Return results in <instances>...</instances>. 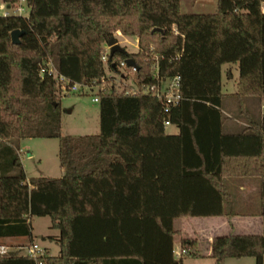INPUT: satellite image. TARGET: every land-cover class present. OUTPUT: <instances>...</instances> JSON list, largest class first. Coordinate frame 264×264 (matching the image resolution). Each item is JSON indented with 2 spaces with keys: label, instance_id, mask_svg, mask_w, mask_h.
I'll return each instance as SVG.
<instances>
[{
  "label": "trees",
  "instance_id": "1",
  "mask_svg": "<svg viewBox=\"0 0 264 264\" xmlns=\"http://www.w3.org/2000/svg\"><path fill=\"white\" fill-rule=\"evenodd\" d=\"M13 4L15 0H4ZM27 18L0 16V237H31L33 216H48L58 253L19 252L0 264H183L173 253L174 220L231 214L225 177L260 180V234L212 239L213 264L254 257L264 264V0H216L213 14H182L180 0H28ZM23 31L19 44L10 34ZM157 30V31H154ZM137 38L136 53L101 60L115 32ZM179 77L181 99L167 113L152 93L116 91L106 70L131 72V85ZM50 63L53 73L47 69ZM238 64L237 112H223L221 66ZM99 87L98 134H61L58 82ZM245 125L225 132L227 121ZM179 128L168 134L164 120ZM26 138H57L59 178L26 175ZM107 220V238L102 223ZM197 241L180 247L196 256ZM181 249V250H182Z\"/></svg>",
  "mask_w": 264,
  "mask_h": 264
},
{
  "label": "rangeland",
  "instance_id": "2",
  "mask_svg": "<svg viewBox=\"0 0 264 264\" xmlns=\"http://www.w3.org/2000/svg\"><path fill=\"white\" fill-rule=\"evenodd\" d=\"M3 1V0H0ZM180 9L182 14H213L216 11V0H180ZM113 37L117 44L121 46L128 54L136 53L138 50L137 38H128L121 35L120 32H115ZM105 47V46H104ZM103 47V51L104 50ZM229 68V73L232 74V79H228L225 75V69ZM125 71L124 77L121 72ZM223 82H229V90L235 91L234 84L239 77V68L237 64L230 63L223 66ZM228 76V75H227ZM107 79L112 78L116 91H122L125 86H131V73L122 69L119 72L106 70ZM101 86V85H100ZM99 90L98 85L91 87H81L77 92L68 93L66 95L57 94L60 100V118H61V134L66 136H79L98 134L99 125V105L92 101L94 95H97ZM228 90V91H229ZM229 105L236 110V100L232 97L228 99ZM171 125L166 127V133L170 134ZM19 147L22 151V163L26 173L30 177L45 176L48 178H59L61 175V167L58 159V139L57 138H26L20 141ZM30 153L33 154L30 157ZM235 177L230 178L227 182L228 189L232 196H237V186L231 185L235 181ZM249 183H257L258 190L252 195V204L247 209L235 210L236 213L245 215L260 214V191L258 177H243ZM180 219L174 220V228L179 226ZM32 235L31 237L40 242L39 235H58L56 229L51 228L50 218L48 216H35L31 220ZM105 229V227H104ZM30 237L25 238L28 241ZM41 243V242H40ZM7 246L5 243L2 244ZM42 245V243H41ZM183 264H212L206 259L198 260V258L190 255H182ZM225 264H255L254 257L228 258Z\"/></svg>",
  "mask_w": 264,
  "mask_h": 264
},
{
  "label": "crops",
  "instance_id": "3",
  "mask_svg": "<svg viewBox=\"0 0 264 264\" xmlns=\"http://www.w3.org/2000/svg\"><path fill=\"white\" fill-rule=\"evenodd\" d=\"M1 3L3 4V1H0V4ZM196 14H204V13H196ZM226 64H230V63H226ZM226 64H223L221 66V85H222L221 89H222V93L224 94L223 101H222V107H223V112L226 115L232 116L237 112V108L236 110H233V108L229 105L228 99L230 97L235 99L234 94L237 91L238 78L234 84L235 91L233 92L229 90L228 88L230 85L229 82L228 81L223 82L222 70H223V66H225ZM228 73H229V68H226L225 69L226 77L228 79H232V74L231 73L228 74ZM246 104L249 110L256 117H259L262 114H264V98L250 96L246 99ZM170 125L172 126V129L170 130V134H178L179 132L178 126L175 124H170ZM243 125H245V122L242 121L241 119L236 118L235 120L227 121L223 125V130L225 132H235L239 130L240 127ZM165 132H166V127H165ZM21 154H22V151H21V148L19 147L18 156L22 164V167L24 169L26 179L28 181V179L31 177L26 173V170L22 163L23 158ZM32 156L33 154L30 153V157ZM62 172L63 171L61 168V175H62ZM39 177H45V176H39ZM243 177H250V176L235 177L237 179H235V181L231 183V185L237 186L238 188L237 196H234V195L232 196V194H230L229 189H228L227 182L230 178H233V177L224 178L225 184L230 194V199L225 203L224 209L230 210L231 214H226L224 216H211V217L176 218V219H180L179 226L175 228L176 230L180 231V235L175 236L174 245H173V253L176 258H178L176 256L177 252L182 249L180 247V239L182 237L192 238L197 241L195 249H194L197 255L194 257L198 258V260L206 259L210 263L212 262L213 264L214 259L211 257V242L214 237L219 236V235H227L230 233H235V234H260L261 233L262 217L260 214L259 216L258 215H245V214H239L235 212V210H240L241 208L242 209L249 208L253 200L252 195L256 193L258 190L257 183L251 184L246 179H243ZM259 191H260V188H259ZM31 220H30V224H31ZM107 222H108L107 220L101 221L102 231H103L102 240H105L107 238V230H108ZM31 235H32V227H31ZM48 236L56 237L57 235H48ZM27 237L29 236H25V235L2 236L0 237V245L5 243L8 247H10L15 252L19 251V253H21V251L19 250L20 247L29 245L31 243H36L44 250L45 253H48L50 255H56L58 253V246L53 239H48V238L42 239L41 237H47V236L39 235V238H41L40 239V242L42 243L41 245V243L38 240H35L32 237H30L28 241H25V238ZM227 259H225L222 264H225V261Z\"/></svg>",
  "mask_w": 264,
  "mask_h": 264
},
{
  "label": "built area",
  "instance_id": "4",
  "mask_svg": "<svg viewBox=\"0 0 264 264\" xmlns=\"http://www.w3.org/2000/svg\"><path fill=\"white\" fill-rule=\"evenodd\" d=\"M262 12L264 13V4H262L261 8ZM30 11V5L28 3V0H15L13 4H10L8 2H4L3 4H0V16H20L27 18ZM104 53L101 57V60L104 63H107V61L110 58V46L108 44L104 45ZM153 60V69L155 72V78L157 79V83H154L152 85L146 86V85H131V86H125V88L122 90L125 94H139V93H152L161 103H162V111L164 113H167L169 109L176 105L179 100L181 99L180 93H179V77L175 76L172 78H160L158 76V56L152 55L151 56ZM47 69L42 66L40 69V73L42 74L44 71H47L48 73H53V69L50 63H47ZM126 62L120 61L118 63V69L121 71L122 69L125 70ZM134 68L128 73L133 72ZM121 76L124 77L125 71L121 72ZM56 80L58 82V93L60 95H66L68 93L77 92L81 89V87H91L95 84L92 83V85H82L80 83L76 82H70L68 79L61 75H55ZM92 101L95 103H98V96L94 95L92 98ZM164 127H167L170 125L169 120H164L163 122ZM19 250L21 251L20 254H24L33 258L39 257L42 254H44V250L36 243H31L29 245L20 247ZM17 252V251H16ZM14 250H12L8 246L0 245V256L1 257H8L11 256L13 253H16ZM19 252V251H18ZM187 251L182 249L177 252L176 256L182 257L183 254H186Z\"/></svg>",
  "mask_w": 264,
  "mask_h": 264
},
{
  "label": "water",
  "instance_id": "5",
  "mask_svg": "<svg viewBox=\"0 0 264 264\" xmlns=\"http://www.w3.org/2000/svg\"><path fill=\"white\" fill-rule=\"evenodd\" d=\"M154 31H157V30H154ZM23 34H24V32L20 31V30L12 31L10 34L11 43L14 45L19 44V38ZM107 44H108V46H110V58H112L113 55L116 53L121 54V55H125L127 53L121 46H119V44H117V41L114 37L110 38L108 40ZM125 62H126L127 66H134L135 65L134 60H131V59H126Z\"/></svg>",
  "mask_w": 264,
  "mask_h": 264
}]
</instances>
